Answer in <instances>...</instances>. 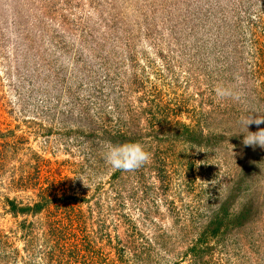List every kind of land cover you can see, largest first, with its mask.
<instances>
[{
  "label": "rangeland",
  "instance_id": "374dc122",
  "mask_svg": "<svg viewBox=\"0 0 264 264\" xmlns=\"http://www.w3.org/2000/svg\"><path fill=\"white\" fill-rule=\"evenodd\" d=\"M252 116L264 0H0V264H264Z\"/></svg>",
  "mask_w": 264,
  "mask_h": 264
},
{
  "label": "clouds",
  "instance_id": "9594fccd",
  "mask_svg": "<svg viewBox=\"0 0 264 264\" xmlns=\"http://www.w3.org/2000/svg\"><path fill=\"white\" fill-rule=\"evenodd\" d=\"M216 91L217 94L222 97L229 94L227 89L223 87H217ZM243 123L247 130L246 134L243 136V144L245 146H252L253 148L257 146L264 148V128L258 127V130L255 132L249 131V126L251 124L255 123L259 126L264 123V117H246ZM106 147V162L115 170L133 172L143 167L151 160V153L144 144L138 141L117 145L108 144Z\"/></svg>",
  "mask_w": 264,
  "mask_h": 264
},
{
  "label": "trees",
  "instance_id": "16d2710c",
  "mask_svg": "<svg viewBox=\"0 0 264 264\" xmlns=\"http://www.w3.org/2000/svg\"><path fill=\"white\" fill-rule=\"evenodd\" d=\"M221 225V224H220Z\"/></svg>",
  "mask_w": 264,
  "mask_h": 264
}]
</instances>
